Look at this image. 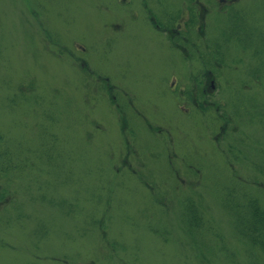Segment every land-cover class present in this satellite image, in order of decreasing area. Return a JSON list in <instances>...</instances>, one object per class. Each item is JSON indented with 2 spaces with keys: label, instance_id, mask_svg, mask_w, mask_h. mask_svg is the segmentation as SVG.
<instances>
[{
  "label": "rangeland",
  "instance_id": "obj_1",
  "mask_svg": "<svg viewBox=\"0 0 264 264\" xmlns=\"http://www.w3.org/2000/svg\"><path fill=\"white\" fill-rule=\"evenodd\" d=\"M124 1L0 0V264H264V0H200V108L148 19L198 0Z\"/></svg>",
  "mask_w": 264,
  "mask_h": 264
},
{
  "label": "flooded vegetation",
  "instance_id": "obj_2",
  "mask_svg": "<svg viewBox=\"0 0 264 264\" xmlns=\"http://www.w3.org/2000/svg\"><path fill=\"white\" fill-rule=\"evenodd\" d=\"M230 0H211L212 4L223 9L222 6H226ZM125 9L131 6L130 1H124ZM207 4L201 3L200 0L195 4L194 9H187L185 7L183 11L178 12L177 17H171L164 15V21H157L153 14L148 16L149 22L158 33H161L164 37H168L169 43L177 48L181 53L183 61L188 64V71L183 73L180 78L174 74L169 79L171 83L170 89L180 96L181 102L178 106L186 107H204L209 100L207 97H211L214 91H219L218 82L215 83V78L212 76L210 70L206 71L205 54L204 51L209 46L207 41L206 30L204 27L205 13L207 10ZM135 15V14H134ZM218 41L222 40V37H217ZM208 49V48H207ZM193 63L198 64V70L194 71ZM196 72V73H195ZM186 74V75H185ZM179 91V92H178ZM186 109H189L187 107ZM183 110V109H182ZM218 110V108H217ZM185 111V110H184ZM188 111L186 110V113Z\"/></svg>",
  "mask_w": 264,
  "mask_h": 264
},
{
  "label": "trees",
  "instance_id": "obj_3",
  "mask_svg": "<svg viewBox=\"0 0 264 264\" xmlns=\"http://www.w3.org/2000/svg\"><path fill=\"white\" fill-rule=\"evenodd\" d=\"M257 210V208H255V211ZM256 219V220H255ZM262 219H264V217L261 215V214H259L258 213V211H256L255 213H254V220L257 222V223H259V224H261V222H264V220H262Z\"/></svg>",
  "mask_w": 264,
  "mask_h": 264
}]
</instances>
